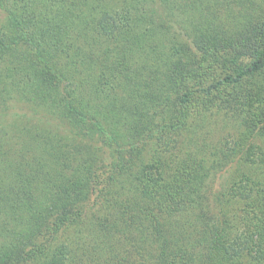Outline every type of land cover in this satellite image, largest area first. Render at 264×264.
<instances>
[{
	"label": "trees",
	"instance_id": "obj_1",
	"mask_svg": "<svg viewBox=\"0 0 264 264\" xmlns=\"http://www.w3.org/2000/svg\"><path fill=\"white\" fill-rule=\"evenodd\" d=\"M0 264H264V0H0Z\"/></svg>",
	"mask_w": 264,
	"mask_h": 264
}]
</instances>
